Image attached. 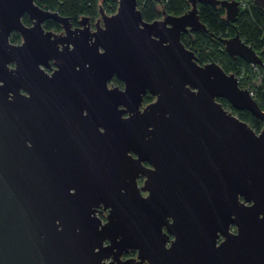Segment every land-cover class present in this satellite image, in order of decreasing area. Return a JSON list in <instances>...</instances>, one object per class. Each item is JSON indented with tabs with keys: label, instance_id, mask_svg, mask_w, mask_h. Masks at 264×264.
Instances as JSON below:
<instances>
[{
	"label": "water",
	"instance_id": "obj_1",
	"mask_svg": "<svg viewBox=\"0 0 264 264\" xmlns=\"http://www.w3.org/2000/svg\"><path fill=\"white\" fill-rule=\"evenodd\" d=\"M187 2L173 15L159 1L153 21L137 0L111 14L98 2L91 28L88 15L72 27L34 0H0V264H264V111L181 41L211 33L199 3L232 23L238 2ZM219 39L262 65L237 30Z\"/></svg>",
	"mask_w": 264,
	"mask_h": 264
},
{
	"label": "trees",
	"instance_id": "obj_2",
	"mask_svg": "<svg viewBox=\"0 0 264 264\" xmlns=\"http://www.w3.org/2000/svg\"><path fill=\"white\" fill-rule=\"evenodd\" d=\"M41 8L57 11L62 16H67L71 21H77L81 16L88 15L92 20L99 16L98 2L105 13L115 12L117 0H34ZM166 13L180 15L190 8L187 0H159ZM157 0H137V4L147 21H153L161 17L162 13L156 8ZM248 2V8L240 10L237 19L229 22L225 19L224 9L208 3L197 5L199 20L209 29L187 31L182 33V43L197 57L199 64L216 62L227 73H234L238 78L240 87H245L253 92L252 98L264 111V11L255 6L252 1ZM242 40L250 45L261 57L262 65H252L247 60L228 54L219 38H229L236 32ZM46 29L60 26L54 20H47L44 24ZM218 37V38H217ZM20 36L13 32L11 42H18ZM112 82L120 85L122 82L114 77ZM154 97L146 93L143 97L144 104L152 101ZM222 105L234 111L243 121L247 122L255 131H260L262 124L251 112L246 109L234 110L227 100L220 98Z\"/></svg>",
	"mask_w": 264,
	"mask_h": 264
},
{
	"label": "flooded vegetation",
	"instance_id": "obj_3",
	"mask_svg": "<svg viewBox=\"0 0 264 264\" xmlns=\"http://www.w3.org/2000/svg\"><path fill=\"white\" fill-rule=\"evenodd\" d=\"M107 14H108V13H107ZM98 17H99V16H98ZM160 18H161V17H160ZM22 20H23V22H24L26 25H30V24H31V20L28 18L27 15H23ZM95 20H96V19H93V20H92L91 18L89 19V22H90V26H91V28H94ZM71 23H72V27L78 25L77 21H75V22L71 21ZM59 26H60V25H59ZM45 29H46V28H45ZM49 30H53V31H55V32H60V31H62V27L60 26L59 29H57V28H52V29H49ZM19 41H20V40H19ZM19 41H18V42H19ZM112 79H113V78H112ZM112 79H111V81L109 82V84H111V85H113V86H116L117 84L113 83V82H112ZM117 86L122 87V86H123V83L120 84V85H117ZM135 256H136V253H135V252H133V251H127V252L123 253L122 258H123V259H125V258H134Z\"/></svg>",
	"mask_w": 264,
	"mask_h": 264
},
{
	"label": "built area",
	"instance_id": "obj_4",
	"mask_svg": "<svg viewBox=\"0 0 264 264\" xmlns=\"http://www.w3.org/2000/svg\"><path fill=\"white\" fill-rule=\"evenodd\" d=\"M233 1L238 2L239 11H240V10H244V9L248 8V2H247V1H251V0H233ZM263 26H264V25H263ZM263 63H264V61H263ZM241 88L248 90V89L245 88V87H241ZM248 92H249V94H250L251 97H252L253 92L250 91V90H248Z\"/></svg>",
	"mask_w": 264,
	"mask_h": 264
}]
</instances>
